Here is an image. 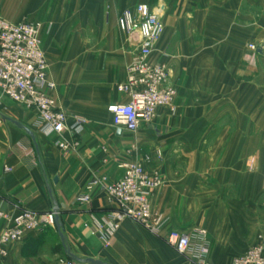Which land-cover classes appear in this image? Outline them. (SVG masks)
Instances as JSON below:
<instances>
[{"label":"crops","instance_id":"obj_1","mask_svg":"<svg viewBox=\"0 0 264 264\" xmlns=\"http://www.w3.org/2000/svg\"><path fill=\"white\" fill-rule=\"evenodd\" d=\"M140 4L163 17L165 32L151 62L170 69L177 110L162 107L152 124L119 135L108 107L129 101L117 86L127 81L139 40L119 29L118 18ZM0 16L43 25L40 38L54 85L48 92L69 125L85 120L78 132L47 137L36 111L2 98L0 208L9 215L57 210L65 244L83 264H194L131 220L114 230L116 207L105 188L122 177L121 162L142 163L164 180L151 202L166 221L165 233L205 230L212 243L217 234L205 229L204 217H195L212 195L205 170L240 171L248 157L249 168L264 164V50L249 49L264 40V0H0ZM221 122L232 124L216 135L234 139L228 152L236 160L204 162L199 139L211 137ZM60 140L78 145L61 149ZM96 179L101 187L91 202L77 203ZM3 228L0 220V233ZM62 247L59 230L50 227L11 245L0 264H77L63 258ZM233 248L228 242L216 249L211 263L231 264L242 256L229 252Z\"/></svg>","mask_w":264,"mask_h":264},{"label":"built area","instance_id":"obj_2","mask_svg":"<svg viewBox=\"0 0 264 264\" xmlns=\"http://www.w3.org/2000/svg\"><path fill=\"white\" fill-rule=\"evenodd\" d=\"M119 29L137 36L139 43L133 51L128 67L127 81L117 90L129 98L127 103L108 107L115 129L134 134L143 125H150L158 109L168 107L172 113L177 108V90L171 84V72L166 64L151 62L157 43L165 32L160 10L148 4L127 9L118 18ZM41 23H12L0 16V102L7 98L15 104L34 110L39 116L40 130L47 136L62 137L67 131L78 132L85 120L76 118L69 125L68 116L59 111L49 90V62L42 48ZM253 52L264 50V40L249 45ZM61 149L76 147L59 141ZM122 177L105 188L110 202L116 207L112 214V228L117 230L125 220H131L152 235L161 237L179 255L190 258L194 264H210L211 242L205 230L183 234L178 231L165 233L166 221L154 211L151 197L164 183L157 171L147 169L142 163L125 160L119 165ZM101 181L90 183L87 193L76 198L77 203H90L91 195ZM56 214L22 211L9 215L0 208L4 228L0 233V258L9 254L13 244L24 242L33 233L55 226ZM73 264V263H70ZM233 264H264V240L236 258Z\"/></svg>","mask_w":264,"mask_h":264},{"label":"rangeland","instance_id":"obj_3","mask_svg":"<svg viewBox=\"0 0 264 264\" xmlns=\"http://www.w3.org/2000/svg\"><path fill=\"white\" fill-rule=\"evenodd\" d=\"M226 125L232 124L218 123L211 132V137L199 139L204 162L221 163L236 160L234 151L228 152L233 147L234 139L218 138L216 135ZM249 159L250 157L244 160L246 165H243L240 171L234 169L221 171L218 168L205 170V178L211 184L209 188L212 195L201 203L200 211L195 217H204L205 229L217 234L216 238H212L210 264L216 249L225 248L228 242L235 246L229 252L236 251L244 255L261 239L264 240V164L255 169L249 168L247 165ZM48 228L50 227L42 230ZM243 244H248L249 248L241 249ZM63 258L69 260L66 253L63 254Z\"/></svg>","mask_w":264,"mask_h":264},{"label":"water","instance_id":"obj_4","mask_svg":"<svg viewBox=\"0 0 264 264\" xmlns=\"http://www.w3.org/2000/svg\"><path fill=\"white\" fill-rule=\"evenodd\" d=\"M14 123H15L18 127L24 129V130L26 131V133H27L29 136H31V137L34 139V141H35V136H34V134H33L30 130L26 129L25 127H23V126L20 125L19 123H16V122H14ZM118 134L121 135V134H122V131L119 130V131H118ZM57 213H58V212H57V210H56V211H55V214H56V218H55V227L59 230L60 237H61V240H62L63 247H64V249H65V252H66L67 255H69V256H70L75 262H77V264H83L84 261H82L81 259H79V258L73 256V255L70 253L69 249L67 248V246H66V244H65V239H64L63 233L61 232V223H60V219H59V216L57 215ZM85 263H87V264H103V263L100 262V261H95V260H91V259L85 261Z\"/></svg>","mask_w":264,"mask_h":264}]
</instances>
